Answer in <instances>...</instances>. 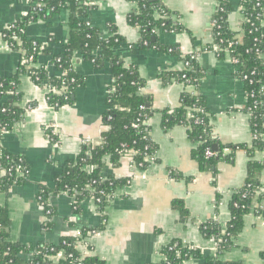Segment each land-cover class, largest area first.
Wrapping results in <instances>:
<instances>
[{
    "label": "crops",
    "instance_id": "obj_1",
    "mask_svg": "<svg viewBox=\"0 0 264 264\" xmlns=\"http://www.w3.org/2000/svg\"><path fill=\"white\" fill-rule=\"evenodd\" d=\"M92 4L87 20L107 34L113 25L128 45L115 49L125 64L137 67L145 81L141 93L149 98L151 116L148 120L150 139L156 150L146 168L133 167L131 158L123 156L117 166L105 159L101 175L129 179L119 187L98 210L92 197L74 206V198L65 193L52 196L55 209L53 226L47 230V218L39 202L38 187H52L66 161L74 159L85 142L99 145L106 109L107 86L111 80L110 67L96 68L79 53L73 59L74 70L85 78L77 88L72 104L57 109L48 105L47 90L21 74L18 90L23 116L9 130L0 135V146L6 151L21 154L29 165L25 183L0 192V206L6 207L10 219V241L25 245L40 242L57 243L63 237L77 238L76 248L85 256H94L106 264H159L161 250L173 241H181L200 249L203 256L214 257L216 245L204 237L200 225L216 219L222 226L229 220V201L235 190L245 182L250 162L262 165L254 179L260 191L252 198L250 211L243 216L241 231L233 238L234 245L219 257L236 264H264V146L252 156L241 148L233 152L228 146L251 147L253 135L243 82L229 54L219 57L213 33V20L219 0H159L169 12L168 17L181 25L178 32L157 30L163 45L173 46L177 53L156 49H140L138 27L128 23V16L137 12V3L127 0H87ZM233 6L228 25L237 38L242 35L244 16L240 0ZM29 0H0V76L13 74L20 63L21 51L2 44V31L20 20L30 9ZM69 11L62 9L48 21L30 22L25 37L36 39L52 52L63 51L69 35ZM262 26L264 27V11ZM196 57L203 72L199 84L185 86L175 80L173 73L185 68V56ZM264 63V53L262 55ZM39 63L50 75L58 69L49 55H40ZM184 93L203 97L208 111L210 135L224 155L208 169H203L192 157L196 147L187 128L176 124L162 125V111L181 105ZM264 95V86H263ZM264 109V102H263ZM264 119V112H263ZM53 128L57 139L52 140L46 130ZM264 144V133L262 134ZM175 202H180L184 214ZM86 232L85 234L83 233ZM30 254L24 258L29 259ZM181 264H205L203 258L190 257Z\"/></svg>",
    "mask_w": 264,
    "mask_h": 264
},
{
    "label": "trees",
    "instance_id": "obj_2",
    "mask_svg": "<svg viewBox=\"0 0 264 264\" xmlns=\"http://www.w3.org/2000/svg\"><path fill=\"white\" fill-rule=\"evenodd\" d=\"M137 3V12L128 16L131 26L138 27L140 39L137 47L140 49H156L170 54L178 51L173 46L163 45L157 38L156 29L165 32H178L181 25L174 23L168 17L169 12L159 0H127ZM29 11L20 20L14 22V27L4 29V39L13 44L14 49L21 51V59L17 70L9 76H0V135L9 131L14 124L22 119L23 108L19 106L21 93L18 90L21 74L28 75L32 81L47 90L46 101L54 109L75 100L77 88L84 86L85 78L78 74L73 67V59L79 53L86 61L96 68L110 67L111 80L107 86L106 109L103 113V123L107 129L102 133L99 145L92 146L85 142L78 155L66 161L62 172L54 180L52 187L39 186L37 197L44 211L52 196L65 193L74 198V206L78 210L79 203L86 197L99 199L98 210L103 209L114 192L129 179H118L114 176L103 178L101 171L105 159L108 158L113 166L120 159L132 153L136 167L146 168L156 150V145L150 139L148 120L151 116L149 98L141 93L145 81L139 76L137 67L125 64L115 49L128 45L125 39L116 31L113 25L108 27L107 38L92 25H86L92 4L87 0H29ZM241 12L244 19L241 23L242 35L236 37L229 28L228 16L232 9L231 0H219L214 16V40L218 45L217 54L223 57L229 54L237 67L236 74L243 82L247 99L246 110L250 114V127L253 135L252 146H228L232 152L241 148L249 156L263 148L262 134L264 133L263 119V86H264V27L262 26L264 0H240ZM39 6V7H38ZM62 9L69 11L67 21L69 35L64 49L59 54H52L44 44L36 39L25 37V29L30 22L38 19L48 21ZM49 55L52 63L58 69L57 76L50 75L46 67L39 63L40 55ZM59 59V62L56 61ZM185 68L173 73L175 80L186 87L199 84L202 77L201 67L192 55L185 56ZM162 125L170 127L176 124L187 128L189 138L196 143L192 157L203 169L216 164L218 160L227 159L232 155H224L223 148L210 135L209 116L202 96L184 93L181 105L173 110L162 111ZM46 133L52 140L57 139L52 128ZM214 145L216 148L214 149ZM209 148L215 154L205 156ZM0 192L7 191L14 185L27 181L29 165L21 154L6 151L0 146ZM19 167V168H18ZM262 168L257 162H250L244 184L231 196L229 201V220L222 228L216 220H209L200 225L205 238L216 245L214 257L203 256L200 249L181 241H173L162 248L161 253L166 259L159 264H181L190 257L203 258L205 264H236L222 260L219 256L228 251L233 245V238L241 231L243 216L250 211L252 198L260 191V185L254 179L255 173ZM3 170V171H2ZM23 172L22 176L17 172ZM92 188V190L90 189ZM186 214L180 202H175ZM46 214L45 228L51 229L55 209L50 206ZM85 234L86 232L83 231ZM10 237V219L6 207L0 206V264H50V257L62 251L63 259L59 264H106L94 256L82 257L76 248L77 238L63 237L57 243L40 242L36 245H25L12 242ZM30 254L29 259L24 255ZM264 263V251L262 252Z\"/></svg>",
    "mask_w": 264,
    "mask_h": 264
},
{
    "label": "built area",
    "instance_id": "obj_3",
    "mask_svg": "<svg viewBox=\"0 0 264 264\" xmlns=\"http://www.w3.org/2000/svg\"><path fill=\"white\" fill-rule=\"evenodd\" d=\"M39 7V6H38ZM86 25H91V23L88 21V20H86ZM215 25V20H213V26ZM14 27V23H11V24H9L7 27H6V29L8 28V29H10V28H13ZM157 31V30H156ZM103 38H107V34H105V35H103L102 36ZM2 44H3V47H6V48H8V49H14V47H13V44L12 43H9L7 40H5L4 39V35L2 34ZM228 54V53H227ZM56 61L57 62H59V59H56ZM262 90H263V88H262ZM52 130H53V133H56L55 132V130L52 128ZM230 150L228 149V148H225L224 149V152L225 153H227V152H229ZM223 152V153H224ZM215 154L213 153V151H211L209 148H207L206 150H205V156L206 157H212V156H214ZM127 157H130L131 158V163H132V166L133 167H136L135 165H134V163H133V160H132V153L130 152V153H128L127 155H126ZM0 166H1V168L4 170V166L3 165H1L0 164ZM19 168V167H18ZM2 170V171H3ZM17 175H19V176H22L23 175V172H21V171H18L17 172ZM91 190H92V188H90ZM38 200H39V198H38ZM95 201V203H96V205H97V203L99 202V199H96V200H94ZM50 206H52L51 205V203H49L48 204V209H46L45 211H44V214L46 215V214H49L50 213V210H49V207ZM163 257V260L165 261L166 259L164 258V256H162ZM63 259V254H62V251H59V252H57V254L56 255H53V256H51L50 257V261H51V263L50 264H59V261L60 260H62ZM166 264H169V263H166Z\"/></svg>",
    "mask_w": 264,
    "mask_h": 264
},
{
    "label": "water",
    "instance_id": "obj_4",
    "mask_svg": "<svg viewBox=\"0 0 264 264\" xmlns=\"http://www.w3.org/2000/svg\"><path fill=\"white\" fill-rule=\"evenodd\" d=\"M149 2H154V1H156V0H148ZM216 148V146L214 145V149Z\"/></svg>",
    "mask_w": 264,
    "mask_h": 264
}]
</instances>
